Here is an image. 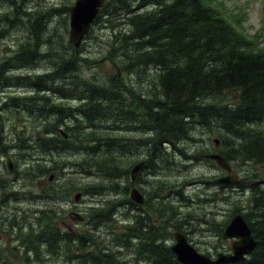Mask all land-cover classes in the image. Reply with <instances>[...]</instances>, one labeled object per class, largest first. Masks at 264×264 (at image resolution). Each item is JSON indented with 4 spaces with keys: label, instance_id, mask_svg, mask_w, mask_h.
I'll use <instances>...</instances> for the list:
<instances>
[{
    "label": "trees",
    "instance_id": "obj_1",
    "mask_svg": "<svg viewBox=\"0 0 264 264\" xmlns=\"http://www.w3.org/2000/svg\"><path fill=\"white\" fill-rule=\"evenodd\" d=\"M1 1L0 19L7 26L0 23V39L12 28L8 22L11 16L19 20L18 8L22 2H13V9L6 4L7 0ZM115 1L107 0L99 17L110 12L108 7L119 12L122 34L117 31L113 36H120L117 42L124 57L128 51L130 55L136 52L133 60L126 57L122 67L139 79L143 96L126 84L120 88L89 82L81 78L82 71L74 55L61 58L52 53L56 22L51 19L67 17L68 6L48 9L35 6V17L28 20L29 31L35 36L29 41H18L12 56L0 63V92L5 86L27 87L30 92V98L7 96L2 102L0 97L2 109L18 110L35 120L46 118L47 125H52L30 136H19L11 145L0 134V143L4 144L0 145V159H5L7 153L15 162L16 185L23 189L36 185L38 189L33 193L6 188L9 183L0 176V221L6 228L4 235L11 238L8 245L0 247V264L10 262L9 254L15 258L7 264H46L48 256H55L64 264H180L170 249L173 231L188 233L184 228L194 217L218 235L225 224L224 220L206 219L205 214L180 212L178 204L174 205V195L167 193L173 185L170 177L187 168L185 162L196 159L198 153L208 151L198 146L202 141L200 132L210 138L217 137L220 146L216 148L213 139V149L209 151L222 154L233 168L250 162L264 167V130L260 128L264 123V49L256 48L247 35L213 6L212 0ZM116 25L111 22V26ZM32 26L35 30H31ZM44 61H52L50 71ZM41 66L45 67L44 71L30 81L29 75L11 73V69L38 71ZM57 79L63 81L70 93L53 85ZM127 89L134 93L133 96L130 92L132 99L140 96L141 104L131 103V99L121 95L122 91L128 94ZM45 91L58 99L77 100L80 105L62 108ZM67 118L72 119L67 124L76 125L59 127ZM134 130L140 131L138 136L133 135ZM191 147L198 149L196 153H189ZM8 148L19 152L5 151ZM33 152L78 153L80 161L76 166L82 175L92 176L96 182L79 185L76 191L82 188V195L106 197L89 207L87 222L81 220L79 232H61L57 228L53 204L58 208V202L43 201L47 195L42 192L44 182L36 178L48 173H45L50 170L46 164L52 167L59 162H44V156L41 160L31 155ZM28 156L38 161L33 170L23 165L22 160L29 159ZM140 161L144 162L141 172L148 176L141 178L138 174L131 181L130 171ZM205 161L216 168L213 161ZM34 171L37 173L33 174ZM200 179L197 182L202 181L208 188L203 190L201 198L189 194L179 199L191 202L196 196L198 203L217 200L210 197L213 182ZM23 181L30 186L23 185ZM133 184L145 195L142 205L130 199L126 201ZM62 187L53 190V198H58L60 203L57 210L60 220V214L65 212L61 189L70 190ZM13 190L15 200H35L45 206L26 209L18 204L10 206ZM241 190L247 192L245 203L235 206L232 212L244 210L243 216L258 245L239 264H264V173L256 182L243 183ZM3 191H7L6 196H1ZM10 245L15 248H9Z\"/></svg>",
    "mask_w": 264,
    "mask_h": 264
},
{
    "label": "rangeland",
    "instance_id": "obj_2",
    "mask_svg": "<svg viewBox=\"0 0 264 264\" xmlns=\"http://www.w3.org/2000/svg\"><path fill=\"white\" fill-rule=\"evenodd\" d=\"M21 2V6L19 9V20H16V17L11 16V21H8L11 23V29L7 32L6 37L0 39V63L6 59L10 58L8 56H12L14 53V50L16 49V44L18 41L23 40H30L33 35L29 31L28 27V20H31L35 17V14L33 13V8L31 4L25 0H7L6 4L14 9L13 2ZM112 1V0H110ZM39 6L37 8L42 9H48L49 7L53 6H60L61 8H64L65 6H70L73 4L74 0H38ZM0 3L2 1L0 0ZM115 3H118V0L115 1ZM114 3V4H115ZM213 6L218 9L222 15L232 22L237 29H239L241 32H243L245 35H247L251 41L255 44L256 48L264 49V0H212ZM108 10L110 11L108 14H102L100 17L91 25L90 31L87 34L86 38L84 39L81 46L77 49L76 52H73L71 48L68 46L67 43L68 40V16L67 17H61L57 16L51 19V21H55L56 23L54 26L56 28L55 32L56 35L52 38V53L59 54L60 57H70V55L75 56V61L77 62V66L82 71L81 78H84L92 83H98L100 85L104 84L105 86H112V87H120L123 88L124 84H126L129 88L135 89V91L139 92L141 96H143L145 93L143 91H140L141 87L139 84V79L135 78L132 75V72L128 68L122 67V62L126 61V57L129 60H133L136 57V52L132 51V54L130 55V51H128V56L124 57L122 55V52H120L121 47L119 43L117 42L120 38L118 35L117 37L113 36L114 32L119 31L120 25H122V19H119V12L117 10H110L108 7ZM18 17V16H17ZM61 17V18H60ZM4 20L0 19V23L4 24ZM112 23H117L116 26H111ZM26 23V25H25ZM22 25L25 28H18L13 25ZM7 26V25H5ZM27 26V27H26ZM125 29V26H123V30ZM31 30H35V27L32 26ZM47 32V30H45ZM120 32V31H119ZM122 34V32H120ZM29 37V38H28ZM46 48V47H45ZM52 61H44L43 63L46 64V68H48V71L53 67L51 64ZM15 63L17 64V60H15ZM12 62V64H15ZM82 67V68H81ZM44 66H41L38 68V71H19L18 69H11L13 70L12 74L17 75H26L30 74L28 76V81L32 79L34 75H39L44 71ZM10 70V71H11ZM63 81L57 79L53 85L57 87H62L63 91L65 93H70L66 89V86H63ZM130 83V84H129ZM27 87L25 88H19L17 86H5L3 91L0 92L1 101H5L3 97L7 96H13L15 98H23L28 97L30 98V92ZM128 94L122 91V96L126 97L129 102L136 104L138 101L140 103V96L138 98L132 99L131 91L127 89ZM131 92V93H130ZM46 95H49L51 99H56L55 102L57 104L61 105L62 108L66 107H74L76 103H74V100H65V99H58V96L54 95L52 92L45 91ZM134 96V93H132ZM137 101V102H136ZM1 104V103H0ZM141 104V103H140ZM77 105L80 104L77 102ZM26 109V108H24ZM141 111V109H139ZM18 116V117H16ZM49 121L53 122V118H49ZM63 125L59 126L62 128H66L68 125H76V124H67L72 122V119L67 118L63 119L62 121ZM51 124L47 125V119L46 118H39V119H33L30 117L27 113L22 114L18 110L14 109H8L4 110L0 106V134L6 139V142L11 145L14 144L17 140V138L24 137V136H30L31 134H34L37 131L44 129H50ZM136 127H133L135 129ZM262 130H264V123L260 126ZM140 131H133L134 136H138ZM203 133L200 132L199 136L202 138L201 146L203 148H206L209 152V150L213 149L212 146V140L217 141L218 148L220 146V143L215 135L211 136L212 138L202 135ZM0 145L4 144L1 142ZM34 146L37 147V144L34 142ZM189 149V147L187 148ZM189 153H196V148L190 149ZM5 151H11L18 153V149H12L8 148ZM201 153L197 154V158L193 159V161L185 162V164L188 165L187 168H181L178 172H175L173 176L170 177V181L172 182V189L167 192L174 195V205L178 204V209L180 212H185L186 210H190V212L195 214L203 215L204 218H214L215 221H228L229 217L232 214V210L235 206L241 205V203H245V199L247 196V192L241 193V187L239 186H232V187H220L216 185L215 183L210 185V188L212 190L210 191L213 194L210 195V197H217V200L214 202H206V203H198L196 198H201L203 196V190L208 189L207 184L202 185V181L197 182L201 180L200 178H203L204 181H214L215 178H220L225 175H227V172L220 171L218 168L211 166L208 164L205 159L201 157ZM31 155L39 157L42 159L44 156V162H51L52 160L54 162H59L58 165H52V167L48 166L46 164V167L49 168L48 172L40 177H36L37 179L44 182L42 192L43 194H47L43 196V201H46L47 199L56 201L57 198H53V190L54 187H68L75 185L77 181V177L81 176V181H77L78 184H80L81 187L88 185L89 183L96 182L95 179L92 176H85L81 174V170L79 166L77 165V162H79V155L78 153H65L62 155H57L56 153H52L49 155H45V153H35L33 152ZM29 159L24 158L22 160L23 165L27 169H35L36 168V162H38L36 159H33L32 157L28 156ZM4 162L3 159H0V163ZM35 161L34 165L32 164ZM64 162H67L64 164ZM75 163V165H72L71 163ZM80 171V174L77 172ZM37 171H34L33 174H36ZM264 173V167L261 166V164H255V163H248L244 165L236 166L235 168L232 167V171L230 174L241 181V185L244 184H250L253 182L258 181V177L263 175ZM237 175V176H236ZM1 176L3 178H9L7 174L4 173V171H1ZM50 176H52L51 179ZM141 178H145L148 175L140 173ZM246 179V180H245ZM18 180V184H19ZM197 182V183H195ZM27 184V186H30L29 182H24L23 185ZM37 185H39L37 183ZM16 189L22 190V191H30V192H38V189H36V185L30 187V188H21L20 185H13ZM137 186V185H136ZM142 187L146 188L144 184H141ZM137 188L143 193L142 189L137 186ZM49 190L47 192L46 190ZM62 194L64 195L67 190L62 189ZM80 192L83 193V189H80ZM81 193V194H82ZM190 194V195H189ZM193 194H197L199 197H194V199H190L191 202H187L186 199H179L182 196L185 198L187 195L192 196ZM175 196L177 199H175ZM73 198V196H71ZM104 198H95V196L92 195H82V200L84 202L88 201L91 205H94L97 201ZM33 199V198H31ZM177 200V201H176ZM178 202V203H177ZM183 202L190 205L189 207H186L185 205H182ZM13 204H18V207H22L24 209L26 208H43L45 204L39 205L38 202L31 201V200H22L17 201L13 199V201L9 202L10 206H13ZM78 207V213H81L80 211L84 208V204L79 206V203H76ZM54 209L56 210L57 220L55 223L57 224V228L61 232H67L66 230L68 227L71 228V232H73L74 229L80 228L75 224V221H71L72 219L68 216L66 212H62L60 215L62 216V219L60 220L59 212L57 211V205L53 204ZM89 210V208H87ZM244 210L239 213L240 215H243ZM87 212V211H86ZM86 218L85 223L87 222V216L86 214H81ZM188 220V225L186 226V229L189 234H187L188 240L190 243H192V246L195 247L199 252L211 256L215 255L218 252H226L228 249H230V240L223 239L218 234L214 233L210 230V226L206 223H203L202 221H198L196 217ZM120 222V220H118ZM106 227L104 226L103 230L101 232H105ZM5 234V233H4ZM2 235L0 237V247H3L5 245H8L11 242V238L7 235ZM9 234V233H6ZM171 241V240H170ZM14 244V243H13ZM9 248H15L14 245H10ZM13 256H15L13 254ZM9 260H10V254H9ZM46 264H64L61 259L55 257V256H48L46 258Z\"/></svg>",
    "mask_w": 264,
    "mask_h": 264
},
{
    "label": "water",
    "instance_id": "obj_3",
    "mask_svg": "<svg viewBox=\"0 0 264 264\" xmlns=\"http://www.w3.org/2000/svg\"><path fill=\"white\" fill-rule=\"evenodd\" d=\"M103 2L104 0H75L74 4L69 7L68 41L74 47H78L84 35L88 33L90 24L97 16ZM215 142L217 144V141ZM202 157L214 160L216 165L227 172L231 171L228 160L219 153H206L203 154ZM143 165L144 162L142 161L132 167V180H134ZM215 182L228 185L237 183L238 179H235L232 174L228 173L223 177L215 178ZM130 197L137 203H142L144 201L141 192L135 187L131 189ZM76 198H79V194ZM222 236L225 239L235 237L236 240L231 243L230 253H218L215 259H211L199 253L191 246L186 236L180 231L172 233L174 243L170 248L177 260L182 264H227L245 261L247 258L244 257V255L251 254L258 243V241L253 238L250 227L240 214L233 216L231 221L224 228Z\"/></svg>",
    "mask_w": 264,
    "mask_h": 264
},
{
    "label": "flooded vegetation",
    "instance_id": "obj_4",
    "mask_svg": "<svg viewBox=\"0 0 264 264\" xmlns=\"http://www.w3.org/2000/svg\"><path fill=\"white\" fill-rule=\"evenodd\" d=\"M29 3L31 4L32 8L35 7V4H34L33 1H30ZM4 156H5L4 157L5 159H3L4 162L2 161V163H0V167H1L0 168V176H1V171H4V173L9 176V178H5L6 179L5 181L8 182L9 185H10V186H8L6 188H10L11 189V188L14 187L13 185H16L17 184V176L18 175H17V170H16V164H15V162L13 160H11V157H9L7 153H4ZM77 173L80 174V171H78ZM51 178H52V176H50L49 179H51ZM80 179H81V176H78L77 177V181L80 182ZM77 181H76L75 185L68 186L70 188V190L67 191L64 195L62 194V192L60 194V195H62L60 197V200L63 202V205H64L63 211H65L72 220L77 219V218H80L76 214V213H78V207L76 206L77 205L76 203H79V206H81L82 204H84V208L80 211L81 212L80 213V216H82L81 214H86L87 215V212H86V211H88L87 208H89L91 206L90 202H88V201H86V202H82V201L76 202L74 197L71 198V196H73L74 191H76V188H78L79 185H80V184H78ZM14 193H15V190H13L12 193H11V199H15ZM6 194H7V191H3L1 193V196H6ZM142 195H143V197L145 199V195L144 194H142ZM126 199H127L126 201H128V199H130V197H129V190H128V198H126ZM56 202H58V208H57V210H59L60 203H59L58 198H57ZM142 204L143 203H141V205ZM82 217H83V220L85 222L86 218H84V216H82ZM76 225L79 226L80 228L74 229L73 230L74 233L75 232H79L80 230H82V224H80V222H78ZM4 229H6V228H3L2 222L0 221V237L4 234L3 233V230ZM67 231L68 232H71V228L68 227ZM170 243H171V241H170ZM14 258H15V256L11 255L10 256V262H6L5 264L11 263Z\"/></svg>",
    "mask_w": 264,
    "mask_h": 264
},
{
    "label": "bare ground",
    "instance_id": "obj_5",
    "mask_svg": "<svg viewBox=\"0 0 264 264\" xmlns=\"http://www.w3.org/2000/svg\"><path fill=\"white\" fill-rule=\"evenodd\" d=\"M103 8V7H102ZM59 10V9H58ZM10 11V10H9ZM68 11V10H67ZM58 14V13H57ZM55 17V16H54ZM60 56V55H59ZM65 58V57H64ZM63 58V59H64ZM57 61V60H56ZM77 68V67H76ZM82 68V67H81ZM9 71V70H8ZM10 75V74H9ZM27 76V75H26ZM16 77V76H15ZM67 80V79H66ZM130 84V83H129ZM94 96V95H93ZM146 106V105H145ZM2 134V133H1ZM6 149V148H5ZM198 150V149H197ZM10 186V185H9ZM3 187V186H2ZM30 193V192H29ZM115 195V194H114ZM102 212V211H101ZM29 230V229H28ZM52 247V246H51ZM58 247V246H57ZM30 252V251H29ZM58 252V251H57ZM34 254V253H33Z\"/></svg>",
    "mask_w": 264,
    "mask_h": 264
}]
</instances>
